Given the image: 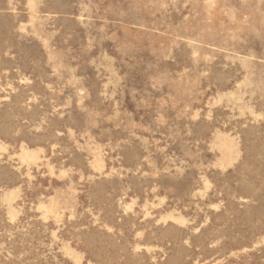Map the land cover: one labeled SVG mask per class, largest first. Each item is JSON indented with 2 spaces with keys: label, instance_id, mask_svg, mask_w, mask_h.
Returning a JSON list of instances; mask_svg holds the SVG:
<instances>
[{
  "label": "rangeland",
  "instance_id": "374dc122",
  "mask_svg": "<svg viewBox=\"0 0 264 264\" xmlns=\"http://www.w3.org/2000/svg\"><path fill=\"white\" fill-rule=\"evenodd\" d=\"M0 264H264V0H0Z\"/></svg>",
  "mask_w": 264,
  "mask_h": 264
}]
</instances>
